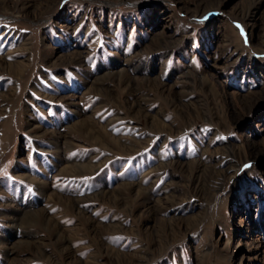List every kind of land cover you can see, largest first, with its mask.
Instances as JSON below:
<instances>
[{
  "label": "rangeland",
  "instance_id": "obj_1",
  "mask_svg": "<svg viewBox=\"0 0 264 264\" xmlns=\"http://www.w3.org/2000/svg\"><path fill=\"white\" fill-rule=\"evenodd\" d=\"M0 36V264H264V0H0Z\"/></svg>",
  "mask_w": 264,
  "mask_h": 264
},
{
  "label": "snow or ice",
  "instance_id": "obj_2",
  "mask_svg": "<svg viewBox=\"0 0 264 264\" xmlns=\"http://www.w3.org/2000/svg\"><path fill=\"white\" fill-rule=\"evenodd\" d=\"M3 37L2 36H0V39H2Z\"/></svg>",
  "mask_w": 264,
  "mask_h": 264
},
{
  "label": "bare ground",
  "instance_id": "obj_3",
  "mask_svg": "<svg viewBox=\"0 0 264 264\" xmlns=\"http://www.w3.org/2000/svg\"><path fill=\"white\" fill-rule=\"evenodd\" d=\"M41 210V209H40Z\"/></svg>",
  "mask_w": 264,
  "mask_h": 264
}]
</instances>
